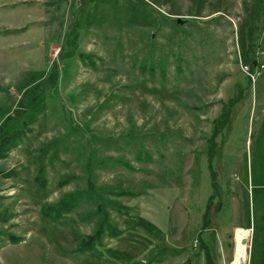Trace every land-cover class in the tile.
I'll use <instances>...</instances> for the list:
<instances>
[{
	"label": "rangeland",
	"instance_id": "374dc122",
	"mask_svg": "<svg viewBox=\"0 0 264 264\" xmlns=\"http://www.w3.org/2000/svg\"><path fill=\"white\" fill-rule=\"evenodd\" d=\"M261 3L0 0V264H264Z\"/></svg>",
	"mask_w": 264,
	"mask_h": 264
},
{
	"label": "trees",
	"instance_id": "16d2710c",
	"mask_svg": "<svg viewBox=\"0 0 264 264\" xmlns=\"http://www.w3.org/2000/svg\"><path fill=\"white\" fill-rule=\"evenodd\" d=\"M262 5H263V8L262 9L264 11V4L261 3V6ZM262 15L260 16V19H259V17L256 18V16H258V14H257L254 17V20L252 21V25L249 26V28H248L249 30H248L247 37H248V40H249V46H250V48H253L257 44V41H256V37L258 35L257 30L260 32V34H261V31L263 30ZM259 40H260V38H259ZM247 56H248V58H251V55L250 54H248ZM250 63L253 66H256L257 65L255 59H251V62ZM251 71L253 72L254 70H251ZM217 122L218 121L216 120L215 121V125H214L215 126V129H216V126H217ZM215 136H216V132H215ZM6 155L7 154H4V155H2L0 157H5ZM68 182H69V179L68 180L65 179L64 181H62L61 186L66 185ZM90 182H91V185H93L92 180ZM214 187L216 188V184L215 183H214ZM123 194H127V193L125 192ZM77 196L78 195L68 196L67 198H65L64 200H62L61 203H59L60 205L59 204L56 205L57 208H55V207H51L50 208L48 206V217L54 216V215L56 217H59L62 213H67L69 210H72L73 208L77 207L78 206V201H79V198ZM212 199L213 198L211 197L210 202H212ZM209 207H210V205H209ZM98 213L101 214V212H98ZM105 216H106L105 217L106 220L105 221L103 220L104 222L103 221L102 222H103V225L106 224L107 227L104 228V229L101 227L96 232V234L88 237V239L86 241L87 243H85V245L87 246L86 247L87 250H92L93 247L95 246V244L96 243H99L103 239L102 236H103V231L104 230H109L110 232H111V230L113 231L114 227L110 224V219H108V218H110V216H108L107 214ZM107 216H108V218H107ZM207 220H208V212H206L205 215H204V223H203L202 231L199 234V238H200V249H206L207 250V256H208V260H209L208 261V264H216V261L213 258L214 253H216L215 252L216 251V238H215V235L214 234H209V236H208L207 239H203L202 238V236L204 235V233L208 229ZM102 222H100V223H102Z\"/></svg>",
	"mask_w": 264,
	"mask_h": 264
},
{
	"label": "bare ground",
	"instance_id": "6f19581e",
	"mask_svg": "<svg viewBox=\"0 0 264 264\" xmlns=\"http://www.w3.org/2000/svg\"><path fill=\"white\" fill-rule=\"evenodd\" d=\"M250 230L238 229L236 231V246L232 264H248Z\"/></svg>",
	"mask_w": 264,
	"mask_h": 264
},
{
	"label": "crops",
	"instance_id": "0c3cea01",
	"mask_svg": "<svg viewBox=\"0 0 264 264\" xmlns=\"http://www.w3.org/2000/svg\"><path fill=\"white\" fill-rule=\"evenodd\" d=\"M28 3H29V2H27L26 5H28ZM32 3H33V4H38L39 2L36 1V2H32ZM19 4H22V3H19ZM30 4H31V3H30ZM20 6H21V5H20ZM16 7H18V5H17ZM9 8H11V7H9ZM36 23L39 24L38 22H36ZM37 24H36L35 26H37ZM23 28H24V26H23L22 28H19V27H18V28H16V29H14L13 31H22V32H23V30H24ZM24 31H25V30H24ZM22 32H20V33H22Z\"/></svg>",
	"mask_w": 264,
	"mask_h": 264
}]
</instances>
